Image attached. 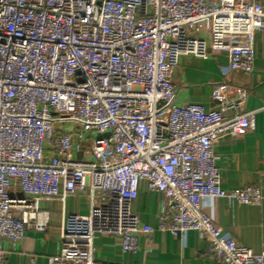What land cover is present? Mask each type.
<instances>
[{
  "label": "built area",
  "instance_id": "built-area-1",
  "mask_svg": "<svg viewBox=\"0 0 264 264\" xmlns=\"http://www.w3.org/2000/svg\"><path fill=\"white\" fill-rule=\"evenodd\" d=\"M205 21L209 39L194 37ZM262 29L264 7L246 0H0V264L3 240L47 229L41 202L77 192L88 213L62 217L47 264H116L94 260L92 239L137 251L138 235L152 231L132 211L142 185L162 196L160 232H198L223 264H264V250L222 237L203 211L206 199L262 200L257 184L220 187L213 150L254 130L247 91L213 96L218 109L206 111L177 104L171 79L181 57L221 52L231 70L250 73Z\"/></svg>",
  "mask_w": 264,
  "mask_h": 264
},
{
  "label": "crops",
  "instance_id": "crops-1",
  "mask_svg": "<svg viewBox=\"0 0 264 264\" xmlns=\"http://www.w3.org/2000/svg\"><path fill=\"white\" fill-rule=\"evenodd\" d=\"M264 7V0H246ZM194 37L207 40L209 23H199L192 32ZM253 69L250 73L230 69L229 53L221 52L207 59L183 56L171 74L177 104H199L206 111L218 109L213 96H230L235 88H244L247 96L243 112L257 111L254 130L239 138L226 137L214 144L218 156L216 166L220 187L234 190L257 184L262 200L258 205L227 202L225 199H206L203 211L221 228V236L231 238L239 245L258 254L264 250V29L254 33ZM82 158L83 154L77 153ZM161 194L149 192L142 185L132 205L140 226L152 231L138 235L135 253H123L118 239L105 234H94L93 258L97 262L116 264H223L212 259L209 246L196 231L184 237L157 229V215ZM42 210L50 214V222L43 232L29 230L16 244L3 240L5 264H47L49 257L59 251V227L67 214L86 215L89 201L86 194L77 192L63 201H43Z\"/></svg>",
  "mask_w": 264,
  "mask_h": 264
},
{
  "label": "rangeland",
  "instance_id": "rangeland-1",
  "mask_svg": "<svg viewBox=\"0 0 264 264\" xmlns=\"http://www.w3.org/2000/svg\"><path fill=\"white\" fill-rule=\"evenodd\" d=\"M72 128V127H71ZM70 128V129H71ZM108 136V133H104V134H100V133H96L94 132L92 134V139H97V138H106Z\"/></svg>",
  "mask_w": 264,
  "mask_h": 264
}]
</instances>
